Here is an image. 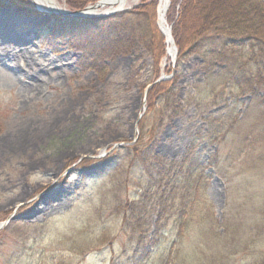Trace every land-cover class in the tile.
<instances>
[{
  "label": "rangeland",
  "instance_id": "obj_1",
  "mask_svg": "<svg viewBox=\"0 0 264 264\" xmlns=\"http://www.w3.org/2000/svg\"><path fill=\"white\" fill-rule=\"evenodd\" d=\"M58 1L72 11L66 0ZM205 3L194 0L192 14ZM32 4L0 0V15L17 13L3 21L5 33L17 39L0 38L5 56L0 59V264L259 260L264 248V51L243 57L246 73L230 71L225 82L230 92L214 93L215 87L212 94L205 76L208 69L216 76L222 65L211 59L201 68L199 52L179 63L177 55L171 63L162 55L159 75H169L171 88L147 110L143 93L152 75L143 18H120L114 33L123 22L119 31L129 33L125 42L134 45L127 54L106 58L99 76L77 63L79 53L70 43L74 18L47 17ZM121 11L106 12L102 19ZM193 21L190 14L185 26ZM89 27V33L103 29L99 22ZM209 114L226 121L219 142L200 135ZM194 157L210 177L206 187L186 192L194 200L185 214L194 219L179 237L173 213L162 206L172 202V183L179 190L186 184L183 172L193 168ZM169 162L182 163V174L164 180ZM202 192L231 233L225 242L215 233L209 240L197 224ZM10 216L15 219L5 224ZM240 239L245 243L232 251ZM172 247L175 256L168 255Z\"/></svg>",
  "mask_w": 264,
  "mask_h": 264
},
{
  "label": "trees",
  "instance_id": "obj_2",
  "mask_svg": "<svg viewBox=\"0 0 264 264\" xmlns=\"http://www.w3.org/2000/svg\"><path fill=\"white\" fill-rule=\"evenodd\" d=\"M97 0H66V4L71 10H80L88 4H92ZM215 0H206L205 4H201L197 7L195 14L192 12L194 0H170V4L166 11V19L171 27V35L174 44L177 46V63L184 60L188 55L194 52H199L201 61L200 67L205 68L204 65L209 63L211 59L214 62H218L222 65L221 71L216 74L208 69L209 73L205 76L211 86V94L215 89V92L223 90V93L230 92V85L227 86L228 79L231 80L230 71H235L239 74L246 73L245 61L243 57H248V54L258 50L264 51V1L262 0H222V4H213ZM157 0H142L138 6L133 9H129L124 12L117 13L106 19H82L74 18L71 22L72 35L70 39L71 48L78 51L77 63L82 70H93L99 76L104 74L106 68L103 66V61L106 58L112 59L116 54H127L132 49L134 41L125 42V38H130L129 33L126 35V31L119 28H124L122 23L120 27L114 33L116 26H118L121 17L136 16L145 20V26L142 32L146 34V38H143L147 43V53L150 58V71L152 78L150 82H153L158 78L160 72L158 69V62L161 56H165V44L164 38L160 34L156 26V14L155 9ZM190 14L194 17L193 24L188 27L185 26L189 21ZM148 17V18H147ZM99 22L102 24V31L99 33H89V26ZM61 25L56 26L60 28ZM89 27V28H86ZM188 31V35H187ZM184 34L187 35L184 38ZM132 39V38H131ZM185 39V40H184ZM108 44V45H106ZM108 46V47H106ZM206 50L204 51V49ZM242 48H246L245 54L241 53ZM206 53L210 58H206ZM210 76L213 77L210 78ZM219 82V83H218ZM226 82V84H225ZM172 81H160L151 87L147 93L145 103L148 107L147 110L152 108L151 103L161 97L164 93L171 88ZM195 84V83H194ZM193 84V89H194ZM224 87L220 88L221 86ZM196 87V86H195ZM213 93V97L216 100ZM194 98V96L192 97ZM189 95V99H192ZM212 114H209L207 130L204 134L200 133L202 137H206L210 142H219L225 135V130L222 131L221 119L211 118ZM192 149L187 150V154L190 156ZM195 162L193 168L187 170L185 175L186 184L181 190L180 186H174L169 190H172V194L168 200L172 199V202H168L163 205L162 208L173 213V228L179 235L182 231L187 230L189 223L194 219L190 213H186L187 206L192 204L194 198L190 195H186V192L195 191L198 187H206L208 183L209 173H205L206 169L203 163H200V159L194 157ZM193 159H191L192 161ZM198 160V162L196 161ZM190 161V163H191ZM181 164L177 162H169L163 167L165 173L164 180L171 177H177L182 174L180 170ZM189 176H192L191 181L188 182ZM168 190V192H169ZM177 201V203H176ZM199 209L201 211V220L197 222L200 228L204 229L210 235L215 233L216 240H227L231 233L228 231L224 220L219 222L214 217V212L211 203H209L206 195L202 192L199 201ZM200 215V214H198ZM197 215V216H198ZM223 218L225 216H222ZM164 221H161L163 224ZM158 224V222L156 223ZM218 227L222 228V231H218ZM180 233V234H179ZM234 236V233H233ZM225 242V240H224ZM245 243V240H234L232 251H236L239 246ZM228 245V244H227ZM174 247L168 250V255L175 256ZM232 254V253H230ZM263 256L259 260L252 262L251 264H264V248L262 251ZM163 264V262H161Z\"/></svg>",
  "mask_w": 264,
  "mask_h": 264
},
{
  "label": "bare ground",
  "instance_id": "obj_3",
  "mask_svg": "<svg viewBox=\"0 0 264 264\" xmlns=\"http://www.w3.org/2000/svg\"><path fill=\"white\" fill-rule=\"evenodd\" d=\"M140 0H101L99 3H97V5L87 9L85 11V13L87 14H100L101 13H106V12H111V11H118V10H122L126 7H129L131 5L136 4L137 2H139ZM31 2L36 5L39 9V12L42 13L44 16H50L53 15L54 13L58 14V12H62L65 9V6L62 3H59L58 0H31ZM167 0H158V4H157V14H158V20H159V24L161 26V29L163 30L164 34H162L160 31V34L163 36V38L167 37V43H166V49H165V54H166V58L174 59L176 56L174 55V46L171 43L170 39L168 38V27L170 28V24L168 22H166L165 19V12L167 9ZM32 4V6L34 7V5ZM11 12H6L5 17L8 18V15L15 17L17 15V13L15 11ZM54 14V15H55ZM60 16V15H58ZM5 17L3 14L0 15V38L2 40L6 39V40H10L9 42H13L14 40L17 39V37L15 35L11 36L9 34H11V31H9V34L5 33V30L7 29L6 24H4ZM4 21V22H3ZM16 38V39H15ZM18 41V40H17ZM19 42V41H18ZM17 45V42L14 43ZM17 47H14L12 49H15ZM22 51V49H21ZM20 52V49L17 48L16 53ZM5 58L4 53L0 52V59ZM11 220L10 217H8L6 219L5 223H8Z\"/></svg>",
  "mask_w": 264,
  "mask_h": 264
},
{
  "label": "water",
  "instance_id": "obj_4",
  "mask_svg": "<svg viewBox=\"0 0 264 264\" xmlns=\"http://www.w3.org/2000/svg\"><path fill=\"white\" fill-rule=\"evenodd\" d=\"M168 1V0H167ZM100 1H98V2H96L93 6H95V5H97V3H99ZM168 3H169V1H168ZM93 6H91V7H93ZM90 6H86L82 11H85V10H87V9H89V8H91ZM82 11H80V10H78V11H74V12H64L65 14H67V15H71V16H78V17H93V16H103V15H107V14H99V15H88L87 13H85V12H82ZM62 13V12H61ZM157 27H158V29H159V31L162 33V34H164V32H163V30L161 29V26H160V24H159V20H158V17H157ZM168 38L170 39V41H171V43H173V40H172V37H171V32H170V28L168 27ZM167 38V37H166ZM166 42H167V40H166ZM174 51H175V47H174ZM167 77H165V76H161V77H159L158 79H156L155 80V82L154 83H156V82H158V81H160V80H163V79H166ZM153 85V83L152 84H150V85H148L147 87H146V89H145V93L147 92V90L151 87ZM13 219H15V217L13 218Z\"/></svg>",
  "mask_w": 264,
  "mask_h": 264
}]
</instances>
